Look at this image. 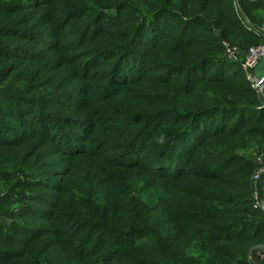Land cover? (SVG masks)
<instances>
[{
    "label": "trees",
    "instance_id": "trees-1",
    "mask_svg": "<svg viewBox=\"0 0 264 264\" xmlns=\"http://www.w3.org/2000/svg\"><path fill=\"white\" fill-rule=\"evenodd\" d=\"M239 4L0 0V264H256L264 104L223 43L263 41L264 0Z\"/></svg>",
    "mask_w": 264,
    "mask_h": 264
},
{
    "label": "built area",
    "instance_id": "built-area-1",
    "mask_svg": "<svg viewBox=\"0 0 264 264\" xmlns=\"http://www.w3.org/2000/svg\"><path fill=\"white\" fill-rule=\"evenodd\" d=\"M256 34H258L259 37L263 39V43L254 46V48H251L248 52H246V55L244 57V62L242 63V70L245 76L247 77V80L249 81L251 85V89L255 91H260L259 93L261 95H264V82L262 80H259L255 73L258 72L260 68H264V26L259 27L257 29H252ZM224 48L226 49L227 58H236V48L230 45L229 43L225 42L223 43ZM225 55V52H224ZM226 58V59H227ZM263 97V96H260ZM264 100V97H263ZM256 161L259 165L257 170L254 172L252 176V183H253V189H254V200L255 202V208L261 209L264 211V205H258L259 200L257 197L262 193H264V154H259L256 156ZM260 260L264 259V253L260 255Z\"/></svg>",
    "mask_w": 264,
    "mask_h": 264
},
{
    "label": "rangeland",
    "instance_id": "rangeland-1",
    "mask_svg": "<svg viewBox=\"0 0 264 264\" xmlns=\"http://www.w3.org/2000/svg\"><path fill=\"white\" fill-rule=\"evenodd\" d=\"M235 8H236V10L237 11H241V8H240V4H239V0H235ZM244 19V21H243V23L245 24V29L247 30V32H249V33H251V32H253L255 35H258V34H256L252 29H257V28H254V27H252V25L250 24V22L248 21V19H246V18H243ZM263 42H261V44H262ZM230 44V43H229ZM231 45V44H230ZM257 46V45H256ZM233 47H235L236 48V52H238L237 54H236V58H227L226 56H227V54H226V49L225 48H223L224 49V52H225V55L223 54V56H224V58H227V60L228 61H230V62H235L236 64L238 63V64H240L241 65V68H242V63L244 62V57H245V55H246V52H248L251 48H254V46H252V47H249L248 49H241L240 47H236V46H233ZM244 74V73H243ZM255 75H256V77L259 79V80H262L263 82H264V72L262 73V75H260L259 73H255ZM244 77H245V79H246V81L248 82V84H249V86H250V88H251V85H250V83H249V81L247 80V77L245 76V74H244ZM264 89V88H263ZM251 91H253V92H256V94L259 96V98L260 99H262V102H263V104H264V100H263V97H264V95H261L258 91H255V90H253V89H251ZM260 96H263V97H260ZM264 107V106H263ZM262 107V108H263ZM259 154H264V153H259V152H257L255 149H251V150H248V151H243L242 152V155L244 156V157H249V159L251 158V160H253V162L255 163V165H259L258 164V162L256 161V156L257 155H259ZM258 167V166H257ZM20 174V173H19ZM18 175V174H17ZM24 179H22V181H23ZM8 192V191H7ZM7 192H6V190L3 188V187H1L0 186V195H5V194H7ZM253 194H254V192H253ZM254 197V196H253ZM257 199L259 200V203H258V205H264V193L262 194H260L258 197H257ZM256 202V201H255ZM264 252H257V255H255L256 256V264H258V261H259V259H258V257L259 258H261L260 257V255L261 254H263ZM249 260H250V262H251V260L253 261V257H252V253L250 254V256H249ZM264 260V259H263ZM254 262V261H253ZM253 262H251V264H253Z\"/></svg>",
    "mask_w": 264,
    "mask_h": 264
},
{
    "label": "crops",
    "instance_id": "crops-1",
    "mask_svg": "<svg viewBox=\"0 0 264 264\" xmlns=\"http://www.w3.org/2000/svg\"><path fill=\"white\" fill-rule=\"evenodd\" d=\"M263 72H264V68H260L257 73H259L260 75H262Z\"/></svg>",
    "mask_w": 264,
    "mask_h": 264
},
{
    "label": "water",
    "instance_id": "water-1",
    "mask_svg": "<svg viewBox=\"0 0 264 264\" xmlns=\"http://www.w3.org/2000/svg\"><path fill=\"white\" fill-rule=\"evenodd\" d=\"M251 262H253V261L251 260ZM253 264H255V263L253 262Z\"/></svg>",
    "mask_w": 264,
    "mask_h": 264
}]
</instances>
